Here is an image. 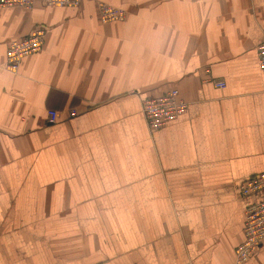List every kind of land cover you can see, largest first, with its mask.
<instances>
[{"label":"crops","instance_id":"obj_1","mask_svg":"<svg viewBox=\"0 0 264 264\" xmlns=\"http://www.w3.org/2000/svg\"><path fill=\"white\" fill-rule=\"evenodd\" d=\"M36 27L42 50L8 72ZM263 40L264 0L0 9V264H234L264 198L239 192L264 172ZM171 89L187 110L149 131L142 102Z\"/></svg>","mask_w":264,"mask_h":264},{"label":"built area","instance_id":"obj_2","mask_svg":"<svg viewBox=\"0 0 264 264\" xmlns=\"http://www.w3.org/2000/svg\"><path fill=\"white\" fill-rule=\"evenodd\" d=\"M35 0H0V9L32 7ZM47 7L76 8L82 0H42ZM99 20L102 24L122 22L127 18V11L108 4L99 3ZM46 29L36 27L28 36L11 41L5 53V69L12 73L19 72L22 61L42 50ZM258 69L264 74V40L256 47ZM219 89L224 88L223 82H215ZM188 108V103L180 98L176 89H171L157 97L146 98L142 102V115L149 131L164 128L170 122L183 115ZM70 116H75L70 112ZM58 113L48 112L49 123H55ZM242 197L264 193V172L239 185ZM264 239V198L247 206L244 211L243 239L235 249L234 264L246 263L255 253L259 243Z\"/></svg>","mask_w":264,"mask_h":264}]
</instances>
